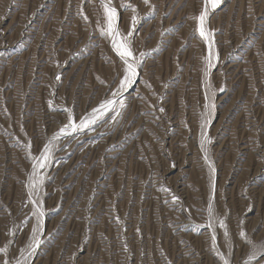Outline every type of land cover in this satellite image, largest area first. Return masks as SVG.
<instances>
[{
    "label": "rangeland",
    "instance_id": "374dc122",
    "mask_svg": "<svg viewBox=\"0 0 264 264\" xmlns=\"http://www.w3.org/2000/svg\"><path fill=\"white\" fill-rule=\"evenodd\" d=\"M110 2L125 35L133 13L121 4L136 8L133 47L148 55L123 94V115L61 140L42 170L44 243L31 264H223L212 229L198 227L210 196L229 232L217 224L216 250L244 264L251 249L239 231L264 241V0H221L210 12L205 27L219 59L207 76L208 45L192 19L204 0ZM98 21L101 0H0V247L14 239L11 260L35 223L16 232L32 210L24 145L38 155L68 122L63 109L78 121L122 78ZM208 103L215 107L202 129Z\"/></svg>",
    "mask_w": 264,
    "mask_h": 264
},
{
    "label": "snow or ice",
    "instance_id": "6c2138e0",
    "mask_svg": "<svg viewBox=\"0 0 264 264\" xmlns=\"http://www.w3.org/2000/svg\"><path fill=\"white\" fill-rule=\"evenodd\" d=\"M145 5L150 4V0H143ZM221 4V0H204V6L202 11L198 16L192 17L197 23V27L194 34H198L208 45V54L205 57V76H207L208 71L214 67V61H218V54L213 51V41L212 33L208 31L205 27L208 17L211 11L217 9ZM101 7L103 9L104 24L101 25L97 22V27L99 29L100 35L110 41L111 48L119 58L123 65V75L119 79V83L116 85L115 90H112L110 98H106L102 101L98 107L93 108L90 112L84 114L77 121L74 113L71 109H63L67 112L68 122L64 124L59 130L52 134L43 145L38 155H33L31 152V142L24 145L26 149V154L31 162V172L28 173V179L26 183L28 203L31 204L32 210L31 215L26 216L25 220L21 222V226H16V232L22 230V226L29 223L33 218L35 223L32 225L31 233L29 236V242L22 248L19 249V257L15 260L8 258L10 247L14 244V239H9L2 247H0V255L4 258L0 260V264H31V258L36 254V251L44 243L41 239V235L44 231V205L41 198V192L46 179L45 174L42 170L47 169L51 166V161L53 159V152L56 150V145L63 139L69 136L82 132L86 129H91L93 126L97 125L99 122L105 119L107 115L109 119L115 121L117 117L123 115L121 111L126 107L123 99V94L136 82L138 76V70L142 68L144 58L148 55L147 53L141 52L139 56L135 54V49L133 47V34L137 30V25L140 23V18H138L137 10L131 4H121V8L124 10H131V27L130 30L125 35L119 27V13L116 7L112 6L110 0H101ZM152 14L154 15V6H152ZM83 16V19L87 21L88 17ZM57 80L60 79L58 75ZM215 105L208 103L205 105L207 112L202 117L201 128L206 129L208 123H210V117L212 114V109ZM161 112L164 111L163 108L159 109ZM211 143V140L207 136L206 131H202L200 145L204 152V161L207 164L209 171L214 172L211 160L208 156L206 144ZM214 189V185H213ZM163 190V189H162ZM173 200H178V197H173ZM207 224L199 225L198 227L207 229H212L211 242L212 248L216 252V255L223 261V264H229V261L225 259L224 255L216 250L217 248V236H216V226L219 225L220 228L224 229V235L226 238L229 237V232L224 218H220L215 212L214 206V196H210L207 203ZM118 220V218H117ZM243 222L241 221V224ZM16 232L9 231L8 236L14 237ZM240 238H243L245 242L250 246L249 260H246L244 264H251L252 259H259L260 264H264V241L259 243L253 241L251 238L246 236L244 230L238 233Z\"/></svg>",
    "mask_w": 264,
    "mask_h": 264
}]
</instances>
